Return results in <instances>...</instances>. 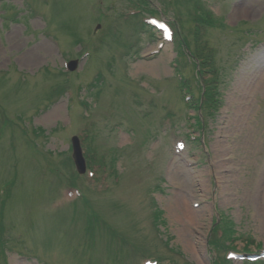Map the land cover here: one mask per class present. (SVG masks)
I'll use <instances>...</instances> for the list:
<instances>
[{"label": "rangeland", "instance_id": "374dc122", "mask_svg": "<svg viewBox=\"0 0 264 264\" xmlns=\"http://www.w3.org/2000/svg\"><path fill=\"white\" fill-rule=\"evenodd\" d=\"M198 8L220 26L207 35L217 50L223 103L208 131V155L188 141L175 154L174 141L183 139L177 135L189 132L185 116L194 123L199 112L179 99L174 74L190 77L192 97L185 96L194 102L200 80L186 57L170 66L177 46L159 48V33L141 19L155 9L192 48L188 12ZM263 38L264 0H0V264H121L114 256L126 243L127 251L149 247L160 264H209L220 217L241 235L225 244L264 248V50L254 47ZM72 59L81 62L70 74L65 64ZM28 123V132L19 130ZM83 126L98 150L119 149L124 172L98 196L99 181L73 178L70 139ZM69 184L87 200L55 213L48 207ZM94 209L102 219L93 233ZM130 258L138 256L122 261Z\"/></svg>", "mask_w": 264, "mask_h": 264}, {"label": "water", "instance_id": "95a60500", "mask_svg": "<svg viewBox=\"0 0 264 264\" xmlns=\"http://www.w3.org/2000/svg\"><path fill=\"white\" fill-rule=\"evenodd\" d=\"M75 65H76V62H73L72 66L75 67ZM73 149H74L75 164L79 168V171L82 172L84 170V164H83V160L80 156L79 147H78L77 142L75 140H73Z\"/></svg>", "mask_w": 264, "mask_h": 264}, {"label": "bare ground", "instance_id": "6f19581e", "mask_svg": "<svg viewBox=\"0 0 264 264\" xmlns=\"http://www.w3.org/2000/svg\"><path fill=\"white\" fill-rule=\"evenodd\" d=\"M187 204H188V202L186 201V202H185V205H186V207H188V205H187ZM187 209H188V208H187Z\"/></svg>", "mask_w": 264, "mask_h": 264}]
</instances>
